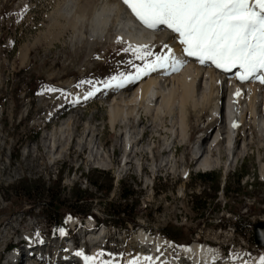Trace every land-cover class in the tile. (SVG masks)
Returning <instances> with one entry per match:
<instances>
[{
    "label": "rangeland",
    "instance_id": "374dc122",
    "mask_svg": "<svg viewBox=\"0 0 264 264\" xmlns=\"http://www.w3.org/2000/svg\"><path fill=\"white\" fill-rule=\"evenodd\" d=\"M66 1L0 0V256L5 244L20 240L23 245L18 249L19 255L23 259L30 258L29 253L37 243L35 234L39 233L38 239L46 245L35 262L58 264L57 251L64 259L67 249L76 246L75 238H80L86 224H95L92 219L82 222L72 217L68 220L69 216L65 215L66 234L60 236L51 223L53 217H47V211L34 204L41 196L43 185L54 182L61 174L58 190L61 198L70 201L73 190H82L92 198L84 207H90L100 219L108 204H123L120 201L122 190L134 191L135 228L128 225L125 231L112 223H103L109 232L106 247H100L104 250L100 257L105 262L125 264L126 259L131 258L127 256L129 243L138 229H143L153 241L160 237L170 248L197 240L225 251L229 245L236 250L240 247V253L251 255L248 264L253 263L254 257L259 260L264 255L255 242V226L264 227V179L261 177L264 141L259 130L252 128L253 136H249V123L248 127L240 129L237 146L241 147L243 140L250 137V147L246 157L228 171L224 167L228 158L221 146V166L219 170L207 172L211 181L204 182L198 177L202 172L196 171L192 159L193 144L201 141L205 134L215 132L219 123L216 119L205 130L211 117L208 110L199 116L190 114L188 125L192 138L190 144L184 146L168 131L172 129L171 117L152 122L140 110L142 123L134 113L133 119L118 123L113 130L106 97L73 104L84 91L75 88L81 79H102L123 67L120 61H140L134 60L130 50L124 52L127 47L122 43L115 44L104 37L91 39L88 32L86 38H79L71 20H66L61 12ZM83 1L89 13L93 3ZM41 85L66 89L73 95L67 99L59 93L37 95ZM67 119H71L70 126L63 125L60 129ZM126 132H131L133 138L136 136L134 145H137L128 159L130 163L124 167L123 159L128 155L127 152L123 158ZM67 144L68 150L61 153ZM170 144L176 149L174 156L169 157L171 165L164 168ZM49 149L58 157L55 164L50 160ZM135 153L139 154L135 156ZM16 154L19 155L17 161L14 160ZM185 155L188 173L183 177L181 162ZM109 161L112 162L109 170H102L101 165H109ZM176 161L179 163L174 165ZM155 164H162L158 172ZM98 172L112 178L109 194H103L87 181L100 180L104 189L107 179ZM24 180L38 189L29 200L20 192ZM233 190L237 193L226 194ZM193 196L202 198L196 208L192 204ZM203 203L206 205L201 209ZM68 206L60 208L59 213L65 214L70 210ZM68 221L78 224L73 232ZM67 242L68 248L65 247ZM76 251H72L75 257L65 260L66 263L77 264ZM12 255L15 253L9 257ZM179 255L175 252L174 259H180ZM4 259L0 264H9L4 263Z\"/></svg>",
    "mask_w": 264,
    "mask_h": 264
},
{
    "label": "bare ground",
    "instance_id": "6f19581e",
    "mask_svg": "<svg viewBox=\"0 0 264 264\" xmlns=\"http://www.w3.org/2000/svg\"><path fill=\"white\" fill-rule=\"evenodd\" d=\"M86 1L88 4L93 3L89 13H87L88 10H86L85 1L83 0H67L61 10L63 17L66 20L68 18L71 20L73 30H75V34L78 33L79 38H83V36L86 38V32H88L91 39L101 40L104 37L106 41L115 44L122 43L127 48L129 46L135 48L143 45L149 48L152 47L153 51H161L162 45L168 43L177 52L180 51L181 46L178 43V39H172L174 34L171 33V30L163 27L162 30L147 29L134 17L131 10L124 5L123 0ZM185 60L187 61L186 64L178 72L165 74L161 70L156 73H150L136 83L127 85L124 89H102L101 92L90 99L98 96L106 97L105 103L109 107V124L113 130L118 123L133 119L134 113L138 117L139 122L142 123L139 115L140 110L152 122L159 118L165 120L171 117L172 129L168 131L172 133L175 140H178L184 146H188L192 138L188 125L190 114L194 113L199 116L205 110H208L211 117L205 130H208L214 120L218 119L219 123L216 125L215 132L209 135L205 134L201 141L193 144L194 158L192 160L195 161L196 171L198 172L207 173L219 170L222 161L221 146H223L228 158L224 167L228 171L236 166L240 159H243L244 154L250 147V137L243 140L241 147H233L232 145L234 137L230 132V128L237 117L240 116L241 128L247 126V123L251 126L249 128V136H253L252 128H254L259 130L264 141V85L255 80L241 83L233 75L236 70L226 73L216 69L214 66L201 65L196 58L185 57ZM237 90L241 93L239 96L235 95ZM107 95L109 96L107 97ZM225 97H227V101L222 104V100ZM83 101L87 100L81 98L80 102ZM235 103H237V109L235 108ZM243 106H245V109ZM70 123L71 119L65 120L60 129L63 125L69 127ZM130 133H125L123 141V158L128 152V155L124 158V167H127L130 163L128 159L135 150L134 146L137 145H134L136 136L133 138ZM218 139L221 140L218 141ZM66 146L68 144L62 147L61 153L68 150ZM148 150L150 151V148ZM171 152H168V159L163 161L164 168L171 165L169 159ZM48 153H52L50 149ZM137 154L139 153H135V156ZM57 158L53 152L50 160L55 164ZM152 158L154 159V156ZM182 161L181 174L186 177L188 173L186 155ZM178 163L176 161L174 165ZM162 164L160 166L155 164L154 169L156 172L162 168ZM111 165L112 162L109 161V165H101V169L109 170ZM261 177L264 179V167L261 168ZM105 233H107L105 227L100 233L98 231L93 234L90 233L87 240L94 244L90 251L84 246L79 248L76 243L75 247L67 249V256L64 259L57 258L59 260L58 264H70L66 263L65 260H71L70 257L74 256L72 254L73 250L82 251L85 255L94 257L98 264H104L105 261L100 257L104 250L101 251L99 245L103 243ZM255 242L264 251V237L259 240L258 236L257 238L255 236ZM39 244V242L35 243L33 245L34 251L29 253L30 258L35 261L41 256V249L46 245L45 243ZM164 245L165 243L160 237L153 241L151 236L143 229H138L134 232L133 239L129 243V254L127 256L131 258H127L125 264H129V261L133 258H139L144 264L145 256L154 258L152 264H155L156 261L164 263L165 259L160 256ZM97 249L99 250L97 251ZM106 249L109 250V248ZM179 256L181 258L175 260L172 264H195L201 261L208 263L217 259L215 247L203 244L197 240L180 246ZM82 257H78L77 264H82L80 261ZM18 262H23V258L21 257Z\"/></svg>",
    "mask_w": 264,
    "mask_h": 264
},
{
    "label": "snow or ice",
    "instance_id": "6c2138e0",
    "mask_svg": "<svg viewBox=\"0 0 264 264\" xmlns=\"http://www.w3.org/2000/svg\"><path fill=\"white\" fill-rule=\"evenodd\" d=\"M134 17L147 29L166 28L174 34L172 39L181 46L179 52L168 43L161 51H153L148 46L125 48L131 50L133 60L120 61L123 65L104 78H85L75 85L84 91L77 95L73 104L80 99L89 100L102 89H124L150 73L164 71L165 74L178 72L186 64L185 57L196 58L201 65L214 66L223 72H233L241 83L253 80L264 85V0H123ZM99 58V57H97ZM59 93L65 99L72 93L52 85H41L37 95ZM241 93L236 91L235 95ZM233 127L238 124L233 123ZM71 220L72 217L67 218ZM60 236L66 233L63 228L56 229ZM40 234L36 233V242ZM31 240L33 238L26 237ZM77 257L83 256L85 264H96L94 257L76 251ZM102 255V253H101ZM240 264H248L250 254L233 253ZM246 256L247 260L241 257ZM153 257L145 256L144 264H152ZM231 259V257H230ZM104 264H113L106 261ZM129 264H142L139 258H133ZM211 264H219L212 261ZM258 264H264V255Z\"/></svg>",
    "mask_w": 264,
    "mask_h": 264
},
{
    "label": "trees",
    "instance_id": "16d2710c",
    "mask_svg": "<svg viewBox=\"0 0 264 264\" xmlns=\"http://www.w3.org/2000/svg\"><path fill=\"white\" fill-rule=\"evenodd\" d=\"M19 159V155L16 154L14 156V160L17 161ZM70 171V170H69ZM103 178L106 177V187L103 189L102 181L96 180L92 181L91 179H87V181L92 184L97 190L103 192V194H109L113 187L112 178H108V174L104 172H98ZM200 180L204 182L211 181L210 174H200L198 176ZM122 182V181H121ZM61 188V174L54 182L49 184H44L42 188L41 196H38L37 200H34V204L36 206L45 209L48 213L47 217L51 218V223L53 228H63L64 229V216H71L75 218H79L82 220L86 218H91L96 221V225H100L103 223H112L115 228H120L123 230L127 229L128 225H132L135 228V209L137 205V201H134V191L128 189L127 191L122 190L120 194V201L123 204H108L105 208V215L100 219L93 212L90 207H84V204L88 202H92L91 196H87L85 192L80 189L73 190L70 201H65L61 198L58 190ZM37 186H35L32 182L28 180H24L23 187L21 188V193L28 200L31 199V195H36ZM218 190V185L213 189L214 193ZM237 193L236 191H226V194ZM192 204L195 206L198 205L200 200H202L201 196H193L191 197ZM66 205H69L68 210L65 214H60V208H65ZM205 203L201 204V209L205 207ZM67 208V207H66Z\"/></svg>",
    "mask_w": 264,
    "mask_h": 264
},
{
    "label": "water",
    "instance_id": "95a60500",
    "mask_svg": "<svg viewBox=\"0 0 264 264\" xmlns=\"http://www.w3.org/2000/svg\"><path fill=\"white\" fill-rule=\"evenodd\" d=\"M255 236H256V238L258 236L259 240H261V238L263 239V237H264V227H263L262 224H257L255 226Z\"/></svg>",
    "mask_w": 264,
    "mask_h": 264
}]
</instances>
